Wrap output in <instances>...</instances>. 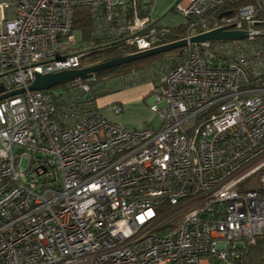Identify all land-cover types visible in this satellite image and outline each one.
<instances>
[{
	"label": "built area",
	"instance_id": "2783aa9c",
	"mask_svg": "<svg viewBox=\"0 0 264 264\" xmlns=\"http://www.w3.org/2000/svg\"><path fill=\"white\" fill-rule=\"evenodd\" d=\"M237 1L179 0L173 42L186 46L29 91L34 74L145 52L173 31L151 0H0V96L24 89L0 100V264H236L264 238V0L225 8ZM215 30L244 37L189 43ZM111 84L148 87L159 128L102 116Z\"/></svg>",
	"mask_w": 264,
	"mask_h": 264
},
{
	"label": "water",
	"instance_id": "95a60500",
	"mask_svg": "<svg viewBox=\"0 0 264 264\" xmlns=\"http://www.w3.org/2000/svg\"><path fill=\"white\" fill-rule=\"evenodd\" d=\"M228 13H224L227 15ZM244 37L243 32H231L223 30H215L201 36L193 37L189 40V43H198L204 41H219V40H232V39H241ZM187 45V40H181L172 42L154 49L127 55L125 57L114 59L108 62L100 63L88 68L81 70H72L64 71L56 74L50 75H38L34 74L31 84L27 87L29 91H46L52 88L57 87L67 81L73 80L75 78L87 79L93 74L100 73L102 71L109 70L118 66L126 65L136 61H140L146 58L155 57L164 53L172 52L177 49H180ZM24 92V89L13 91L11 93L0 96V100L14 96L16 94H21Z\"/></svg>",
	"mask_w": 264,
	"mask_h": 264
},
{
	"label": "trees",
	"instance_id": "16d2710c",
	"mask_svg": "<svg viewBox=\"0 0 264 264\" xmlns=\"http://www.w3.org/2000/svg\"><path fill=\"white\" fill-rule=\"evenodd\" d=\"M252 0H238L237 2H227L225 5L226 9H229V11H232L235 13L236 9L244 4L251 3ZM74 28L82 30L85 35L88 34L89 31V22L88 17L86 14V10L81 9L79 12V15H76V20L74 22ZM173 31L172 36L167 40V42H173L175 40H178L180 36L183 35L184 32V26L178 27V28H170ZM133 52V50L130 49H119V48H109L99 53L98 57L95 59L98 64L108 62L114 59H119L122 57H125L127 55H130ZM162 55H158L151 58H146L140 61H136L133 63H129L126 65L118 66L115 68H111L106 71H102L97 74H114V73H121L129 71L133 68H139L146 66L158 58H160ZM62 85V84H61ZM61 85H58L55 88L60 87ZM236 264H264V238L258 239L256 241L255 246L249 247L247 250V253L245 256L242 257V260L237 262Z\"/></svg>",
	"mask_w": 264,
	"mask_h": 264
},
{
	"label": "rangeland",
	"instance_id": "374dc122",
	"mask_svg": "<svg viewBox=\"0 0 264 264\" xmlns=\"http://www.w3.org/2000/svg\"><path fill=\"white\" fill-rule=\"evenodd\" d=\"M179 0H152L150 5V14L153 19H160V24L165 27L178 28L185 26L186 21L179 14L175 13L172 9L176 2ZM81 9L77 10V14ZM98 80L106 78L109 74H95ZM145 90L141 91L136 95V98H133L129 101L127 105V110L129 111V116L131 119L136 120L138 126L135 129L129 130H139L143 129L146 126H151L154 129L159 128V120L157 116L150 111L149 103L151 100L150 96L145 95ZM104 99L99 101L98 105H103L102 112L108 110L112 115V106L113 104H107L104 106ZM129 108V109H128ZM104 116V115H102ZM118 116V115H117ZM105 117V116H104Z\"/></svg>",
	"mask_w": 264,
	"mask_h": 264
},
{
	"label": "crops",
	"instance_id": "0c3cea01",
	"mask_svg": "<svg viewBox=\"0 0 264 264\" xmlns=\"http://www.w3.org/2000/svg\"><path fill=\"white\" fill-rule=\"evenodd\" d=\"M152 1V0H151ZM156 24H158L159 26H162L160 24V19H153ZM171 28V27H170ZM145 90V95H147L148 93V87L146 86H142V87H138V88H131V89H121L119 87V85L117 84H111L109 86V90L108 93L106 95H104L103 97H101L98 102H97V106H98V111L100 112L101 115H104L105 118L113 123V124H117L120 125L126 129H135L138 124L136 120L131 119V117L129 116V111L127 110V105L129 103V101L133 98H136L135 96L138 95L139 92ZM103 100V104L104 106L109 104H117L119 106H121L122 108V112L118 115V116H112L108 110H105L102 112L103 109V105L99 104V101L101 103V100ZM129 109V108H128Z\"/></svg>",
	"mask_w": 264,
	"mask_h": 264
}]
</instances>
